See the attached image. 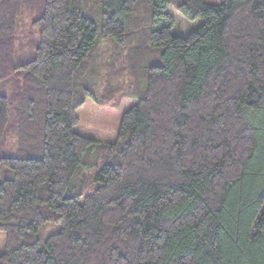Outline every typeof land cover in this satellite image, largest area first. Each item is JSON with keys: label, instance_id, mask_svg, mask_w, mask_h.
I'll return each instance as SVG.
<instances>
[{"label": "trees", "instance_id": "trees-1", "mask_svg": "<svg viewBox=\"0 0 264 264\" xmlns=\"http://www.w3.org/2000/svg\"><path fill=\"white\" fill-rule=\"evenodd\" d=\"M93 83L137 99L114 144ZM263 117L264 0H0V264H264Z\"/></svg>", "mask_w": 264, "mask_h": 264}, {"label": "rangeland", "instance_id": "rangeland-1", "mask_svg": "<svg viewBox=\"0 0 264 264\" xmlns=\"http://www.w3.org/2000/svg\"><path fill=\"white\" fill-rule=\"evenodd\" d=\"M206 3L211 5H220L222 4V0H205ZM33 9H28L25 16L23 17V23L26 24L22 26V30L25 32L24 29H26L28 26H31V23L33 20L39 16V13L37 10L32 11ZM170 13L173 15V19L175 21V27H174V33L177 35H186L188 32H190L193 29L199 28L201 25H203V20H198L195 22H188L186 21L181 15H179L174 9L169 10ZM23 31L22 34H20V37L22 39L23 46L26 47L27 50L30 49L29 47V38L33 37V40L36 39V33L29 32L26 34ZM105 43V42H104ZM103 43V44H104ZM101 45V49L98 52V58L106 62L107 60L104 59V54L106 52L105 46ZM103 74V73H102ZM136 81H140L141 86H144V77H139L140 73L137 74ZM129 81H133L129 80ZM104 85H101V87H96L93 83L92 89L96 93V95L99 97L100 100L107 101L106 104H97L93 100L89 99L87 103L79 109L77 115H78V125L75 127V131L92 140H95L102 144H114L117 140V134L120 128V123L122 120L123 115L128 112L135 104H137V99L135 98H129L127 96H124L120 103L118 104L115 102V100H112L107 95ZM136 87L132 86L131 91L135 90ZM128 90V89H127ZM112 95V94H111ZM114 98V97H113ZM118 104V105H117ZM262 125L264 128V117L262 119ZM264 136V135H263ZM263 147V155L259 158L260 160V168L264 166V144ZM101 151V150H98ZM97 150H94L90 153H88L85 156L86 166H93L95 165L97 161H95V158H97L98 153ZM84 173H87L90 175L93 170L88 171H82ZM78 182L80 181L79 178L77 179ZM55 228L54 226H47L40 232V239L42 241V246H44L45 241L49 235H51L54 232ZM6 250V234L0 229V255L3 254Z\"/></svg>", "mask_w": 264, "mask_h": 264}]
</instances>
